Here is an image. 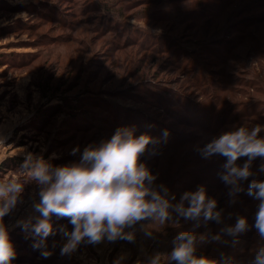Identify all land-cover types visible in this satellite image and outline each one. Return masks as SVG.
I'll return each mask as SVG.
<instances>
[{
    "label": "rangeland",
    "instance_id": "obj_1",
    "mask_svg": "<svg viewBox=\"0 0 264 264\" xmlns=\"http://www.w3.org/2000/svg\"><path fill=\"white\" fill-rule=\"evenodd\" d=\"M196 6L197 0H0V179L19 178L15 170L28 153L55 166L72 164L85 147L98 146L118 128H133L136 136L156 141L141 162L155 184L175 196L172 203L203 185L224 222L244 216L248 230L225 237L227 243L213 242L223 225L181 217L153 227L149 237L141 225L152 222L145 220L125 229L135 231L134 241H85L71 255H61L59 235L50 236V247L53 239L59 243L42 258L15 226L39 199L38 187L29 183L24 203L4 218L16 252L12 264H147L157 254L166 261L174 245L165 235L180 232L208 237L195 254L208 245L200 256L224 254L232 264H249L264 244L253 227L258 201L247 194L253 179L264 180V158L252 162L254 175L241 182L244 196L233 204L220 178L225 158L205 159L200 151L226 131L264 125V54L246 44L237 51L238 31L223 30L225 19L195 14ZM229 22L234 26L236 19ZM252 103L258 109H250ZM53 221L72 229L67 219Z\"/></svg>",
    "mask_w": 264,
    "mask_h": 264
},
{
    "label": "clouds",
    "instance_id": "obj_2",
    "mask_svg": "<svg viewBox=\"0 0 264 264\" xmlns=\"http://www.w3.org/2000/svg\"><path fill=\"white\" fill-rule=\"evenodd\" d=\"M264 125L239 126L213 138L200 151L203 158L213 155L225 158L220 178L228 188L230 203H235L243 190L241 182L254 173L252 162L264 158V137L259 134ZM133 128H118L112 137L98 146H87L78 162L55 166L42 156L28 153L15 170L16 179H0V264H12L16 256L9 229L4 218L24 203L25 185L34 183L39 191V199H33L32 212L16 221L26 238L33 241V248L39 250L42 258H49L59 243L55 239L49 246L48 238L60 236L61 255H71L82 242L97 244L104 239L112 242L117 239L134 241L135 231H125L137 223L150 220V225H141L145 235L151 236L153 227L167 222L178 223L186 220H212L223 225L211 237L213 242L227 243L225 237H237L249 228L247 218L237 216L235 224L224 222L223 210L217 211L215 199L207 196L203 185L195 191L184 192L179 202L163 185H156L157 177L141 162L148 146L156 141L147 134L136 136ZM167 132L165 131V135ZM2 143V142H0ZM79 147L73 149V154ZM246 157L241 166L237 161ZM52 158H56L53 154ZM260 171H264L261 164ZM247 194L258 201L253 227L261 241H264V180L253 179ZM56 221L67 219L72 225L69 230L65 224ZM228 218H231L229 214ZM192 232H180L173 240V249L162 261L157 254L147 264H232L230 257L221 254L220 259H209L195 255L196 245L207 239ZM249 264H264V244L255 249Z\"/></svg>",
    "mask_w": 264,
    "mask_h": 264
},
{
    "label": "trees",
    "instance_id": "obj_3",
    "mask_svg": "<svg viewBox=\"0 0 264 264\" xmlns=\"http://www.w3.org/2000/svg\"><path fill=\"white\" fill-rule=\"evenodd\" d=\"M198 6L195 9V14L202 13L204 16L215 19L222 23L223 30H233L238 31L239 36L233 38H238L236 41V48L246 44L249 49L256 54H264V31L260 28L264 24V0H197ZM236 19V24L234 26L229 25L230 19ZM233 24V23H232ZM236 28V29H235ZM248 49V51H249ZM214 56V55H213ZM262 58L259 60L261 61ZM260 77L264 81V66L261 67ZM259 85V84H257ZM261 87H264L260 85ZM262 90V89H261ZM65 99V98H64ZM59 104L52 105V107H58ZM252 108L258 109L256 103H252ZM51 109V108H50ZM46 111V110H45ZM53 112V110H52ZM226 162V160L224 159ZM224 162V163H225ZM23 163V162H22ZM240 197L244 196V193H239ZM168 244L173 242L174 236L168 237ZM211 245L212 242L208 241ZM161 247V245H160ZM159 247V248H160ZM204 254L208 250V245L205 248L199 249ZM198 251L197 254H201ZM208 254V252L206 253ZM200 256V255H199Z\"/></svg>",
    "mask_w": 264,
    "mask_h": 264
}]
</instances>
